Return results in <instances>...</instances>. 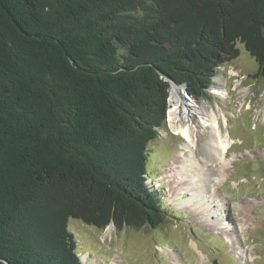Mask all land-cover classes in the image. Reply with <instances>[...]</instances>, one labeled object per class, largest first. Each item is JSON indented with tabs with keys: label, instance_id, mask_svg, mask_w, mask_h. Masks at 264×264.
Instances as JSON below:
<instances>
[{
	"label": "trees",
	"instance_id": "trees-1",
	"mask_svg": "<svg viewBox=\"0 0 264 264\" xmlns=\"http://www.w3.org/2000/svg\"><path fill=\"white\" fill-rule=\"evenodd\" d=\"M264 75V0H0V264H83L69 220L158 227L147 146L169 83Z\"/></svg>",
	"mask_w": 264,
	"mask_h": 264
},
{
	"label": "rangeland",
	"instance_id": "rangeland-1",
	"mask_svg": "<svg viewBox=\"0 0 264 264\" xmlns=\"http://www.w3.org/2000/svg\"><path fill=\"white\" fill-rule=\"evenodd\" d=\"M237 48L238 57L218 70L196 103L199 109L190 112L191 122L199 124L192 162L203 165L207 158L202 145L211 129L200 121L205 110L216 114L220 138L229 144L222 161L206 162L217 173V184L191 200L180 184H188V178L170 171L180 166L176 161L184 140L167 117L164 130L147 146L146 183L161 195L164 222L156 228L121 229L111 223L100 230L69 220L83 264H264V75L255 78V59L242 44ZM187 166L196 170L191 162Z\"/></svg>",
	"mask_w": 264,
	"mask_h": 264
},
{
	"label": "bare ground",
	"instance_id": "bare-ground-1",
	"mask_svg": "<svg viewBox=\"0 0 264 264\" xmlns=\"http://www.w3.org/2000/svg\"><path fill=\"white\" fill-rule=\"evenodd\" d=\"M168 103L169 109L167 111V117L169 126L177 135L181 136L184 140L180 155L178 156L179 158L176 161L180 163V166L178 167L176 165H172L173 168L170 169V171L174 172L175 170L177 176L179 175L180 177L184 176L185 178H188V184H184L183 182L180 184L186 185V191H188L189 195H191V200H195L196 198H198V193H200V190L209 192L211 188H214V185L217 184L218 179L213 177V175H217V173L214 174V170L212 168L210 169V167L206 165V162L215 164L222 161L221 159L227 151L229 144L227 141L224 143L220 138L216 114H214L212 111L207 112L205 110V114H203V117L201 116L200 121L203 126L209 127L211 129L209 140L205 141V143H203L202 145L203 150L207 153V158L203 165L192 162L194 161L193 149L196 147L195 135L198 131L197 129L199 128V124H194L193 122H191L192 118L190 119V112L192 113L193 111L198 110L199 107L196 105V102L192 98H184L183 91L174 85H171L169 89ZM201 108L202 110H204V106L200 107V109ZM185 151L190 154L184 155ZM190 162L191 164H193V166L196 167V170H187L186 167H189L187 166V164ZM187 172L191 174L188 175L190 177L186 176ZM209 179L211 180L209 181ZM198 182H201L200 184L203 185H200ZM207 182L212 184L208 187L209 189L206 190V188H204V183L207 184Z\"/></svg>",
	"mask_w": 264,
	"mask_h": 264
},
{
	"label": "water",
	"instance_id": "water-1",
	"mask_svg": "<svg viewBox=\"0 0 264 264\" xmlns=\"http://www.w3.org/2000/svg\"><path fill=\"white\" fill-rule=\"evenodd\" d=\"M166 81L169 83V89H170L171 85H174L177 88L181 89L182 91L186 92V94H187V96H189V98H192L196 103H198V99L197 98H195V97H193V96H191V95H189L187 93V90H186L187 86H186V84H177L175 81H173L171 79H168V78H166Z\"/></svg>",
	"mask_w": 264,
	"mask_h": 264
}]
</instances>
